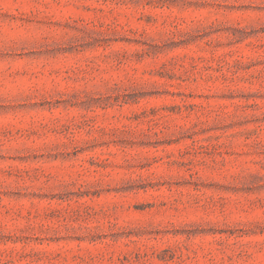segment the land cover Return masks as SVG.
Masks as SVG:
<instances>
[{
  "label": "rangeland",
  "instance_id": "rangeland-1",
  "mask_svg": "<svg viewBox=\"0 0 264 264\" xmlns=\"http://www.w3.org/2000/svg\"><path fill=\"white\" fill-rule=\"evenodd\" d=\"M0 264H264V0H0Z\"/></svg>",
  "mask_w": 264,
  "mask_h": 264
}]
</instances>
